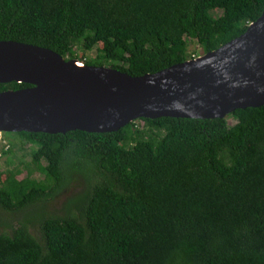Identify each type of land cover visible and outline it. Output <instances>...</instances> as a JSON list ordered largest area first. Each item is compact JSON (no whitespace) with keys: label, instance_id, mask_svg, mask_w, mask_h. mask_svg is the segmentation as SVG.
Returning a JSON list of instances; mask_svg holds the SVG:
<instances>
[{"label":"trees","instance_id":"1","mask_svg":"<svg viewBox=\"0 0 264 264\" xmlns=\"http://www.w3.org/2000/svg\"><path fill=\"white\" fill-rule=\"evenodd\" d=\"M263 7L264 0H0V39L138 75L194 57L189 37L202 52L219 46ZM76 47L96 53L83 59ZM26 85L0 82V90ZM4 132L30 142V161L44 177L29 169L18 178V166L0 171V208L15 214L2 220L0 264H264V104L223 117H139L112 131ZM6 144L0 154L9 162L16 143ZM73 174L83 188L62 213L45 212L43 201Z\"/></svg>","mask_w":264,"mask_h":264},{"label":"water","instance_id":"2","mask_svg":"<svg viewBox=\"0 0 264 264\" xmlns=\"http://www.w3.org/2000/svg\"><path fill=\"white\" fill-rule=\"evenodd\" d=\"M0 130L112 131L138 117H223L264 104V7L243 32L196 57L131 75L0 39Z\"/></svg>","mask_w":264,"mask_h":264},{"label":"rangeland","instance_id":"3","mask_svg":"<svg viewBox=\"0 0 264 264\" xmlns=\"http://www.w3.org/2000/svg\"><path fill=\"white\" fill-rule=\"evenodd\" d=\"M221 12L220 9H214L212 10V13L215 15H218ZM101 43H98L100 45ZM187 50L191 55H200L204 52H202V48L200 44L197 42L195 38L189 37L188 43H187ZM76 54L83 59L85 57H92L96 53V48L92 47L89 50H82L81 47L75 48ZM228 120L230 122H233L234 120L229 117ZM138 123H141V121H138ZM2 139L4 141L0 142V151L1 148H3V145H5V148H7L6 143L15 142L16 144L13 146L12 154L10 155V161H6V156H8L6 153L0 154V171L2 172V176H4V173L6 171L7 167L11 166H18L20 168L19 173L17 174V177L20 178L26 174V172L30 169L31 175L36 178L43 179L44 174L41 170L37 169L33 163L30 161V148L31 144L30 142L23 141L20 143L21 138L18 137L17 134L13 132H2ZM84 184L83 181L80 179V176H76V174H73L71 178L68 180V183L63 184L59 189L54 191L51 196H48V199L44 200L43 210L45 212H58L62 213L65 208V203L68 200V198L76 195L82 188ZM15 214H11L6 212L5 210L0 208V231L8 230V227L5 226L2 223V220L4 217L11 216ZM32 231L35 233H38V228L36 226H33V224H29Z\"/></svg>","mask_w":264,"mask_h":264},{"label":"bare ground","instance_id":"4","mask_svg":"<svg viewBox=\"0 0 264 264\" xmlns=\"http://www.w3.org/2000/svg\"><path fill=\"white\" fill-rule=\"evenodd\" d=\"M62 57H63V56H62ZM81 62H82L81 60H79V59H76V64H78V65H79V64H81ZM82 63H83V62H82ZM17 82H18V81H17ZM19 82H21V81H19ZM138 118H139V117H138ZM133 120H134V119H133ZM131 121H132V120H131ZM2 132H3V131H2V130H0V135H1V138H2V134H1ZM1 141H4V140H3V139H1V140H0V142H1Z\"/></svg>","mask_w":264,"mask_h":264},{"label":"built area","instance_id":"5","mask_svg":"<svg viewBox=\"0 0 264 264\" xmlns=\"http://www.w3.org/2000/svg\"><path fill=\"white\" fill-rule=\"evenodd\" d=\"M82 62H83V60H82ZM2 138H1V135H0V140H1Z\"/></svg>","mask_w":264,"mask_h":264}]
</instances>
